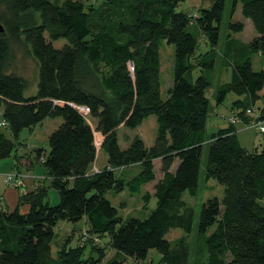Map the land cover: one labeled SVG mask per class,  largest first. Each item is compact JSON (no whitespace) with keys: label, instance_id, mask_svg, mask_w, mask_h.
I'll return each mask as SVG.
<instances>
[{"label":"trees","instance_id":"obj_1","mask_svg":"<svg viewBox=\"0 0 264 264\" xmlns=\"http://www.w3.org/2000/svg\"><path fill=\"white\" fill-rule=\"evenodd\" d=\"M95 1L0 0V128L7 130H0V161L18 159L24 130L32 131L48 118L63 119L49 137V151L37 150L60 202L54 207L47 202L44 179L20 196L15 209H0V264H100L108 249L138 263L156 250L163 264H189L188 246L166 236L173 229L192 234L196 213L183 197L186 192L197 195L205 144L206 179L223 187V197L209 199L201 208L196 237L202 246L194 264H264V133L261 150L254 152L240 144L233 123L208 137L211 103L206 93L213 84L203 74L222 62L230 80L217 86V106L234 94L239 121L264 122V107L258 106L264 104V71L254 70L252 63L255 55L264 59V0L232 1L231 19L241 9L257 36L232 46L231 37L242 33L245 24L229 22L220 59L227 0H212L210 8L197 13L178 10L185 0ZM200 37L210 50L197 56ZM60 40L67 43L56 48ZM163 42L175 48L174 81L165 100ZM17 50L37 64L35 94L27 95L28 81L13 72ZM197 71L202 73L194 78ZM253 110L258 118L248 114ZM151 116L157 120L153 144L126 136L123 149L119 130H136ZM96 133L108 166L94 172ZM16 167L13 172L19 175ZM152 183L157 206L145 219H124L107 198L109 192L139 194ZM151 198L146 192V205ZM23 207H28L25 214ZM84 219L92 236L109 238L107 245L92 249L98 258L85 257L88 244L70 243L53 257L58 223Z\"/></svg>","mask_w":264,"mask_h":264},{"label":"rangeland","instance_id":"obj_2","mask_svg":"<svg viewBox=\"0 0 264 264\" xmlns=\"http://www.w3.org/2000/svg\"><path fill=\"white\" fill-rule=\"evenodd\" d=\"M90 1L96 2L95 0H90ZM232 1L233 0H227L226 10L222 21L220 46L218 48V53L220 54L219 59L222 57L221 53L224 52L226 48V41L228 40V34H229V30H228L229 22H238L243 19V17L240 16V14L238 13L234 15V17L231 19ZM211 4H212V0H185L178 10L183 11L185 13H197L200 8H204V9L210 8ZM190 31L198 34L197 29L195 28L191 27ZM252 31H254V34L257 35L253 27H252ZM251 34H252L251 30L248 29L244 37L243 35H241V37L250 40ZM200 38H201L200 39L201 43H200V48L197 51V56L200 54H204L210 50V46L207 45L206 40L202 37ZM66 43H67L66 40H60L54 43V46L56 48H61ZM160 52H161V64H162L161 94H162V99L165 100L168 97V90L173 86V81H174L173 74H174L175 48L174 46L168 45L166 42H163L160 48ZM252 63L254 70L264 71L263 58L262 60H260V58H258L255 55L253 57ZM13 72L24 77L28 81V84L30 85V89L28 90L27 95L35 94L37 92V85H36L37 64L32 58L26 56L23 50H17V60L14 65ZM201 73L202 72L199 71L195 72L194 78H197V76H199ZM203 74L209 76L213 84V87L210 90H208L206 93V96L211 103V110L209 113L208 123H207V135L208 137H210L214 132H216L220 128L219 126L222 125L227 126L228 122L232 124V121H235L236 124L242 122L238 120V114L236 110L233 109V102H235L237 98L234 94H230L227 97L226 101L220 106H217L215 101L216 88L219 84L225 83L230 80V71L228 72L227 69L222 65V62H219L213 72L207 73V71H205L203 72ZM258 106H260L259 108L261 109L262 107H264V104L260 102ZM80 111L82 112V110ZM82 114H84L87 117L88 113L86 111V112H82ZM254 115H258V112L255 113ZM88 122L95 130L94 120L88 118ZM62 123H63L62 118H56V119L48 118L42 124L38 125L34 130L32 131L24 130V132H22V134L20 135V141H19L22 147H20L17 152V155L20 157V159L21 157H23V161L26 163L24 164L26 168L24 166H21L20 168V171L22 172L21 173L22 178L20 177L21 178L20 180L24 181L23 179L24 176L26 179H27L26 176H31V177L34 176L33 177L34 179H38V177L43 179V181L40 182L43 183L45 179L47 185L46 187L48 188V192H49L47 202L50 204V206L53 207L59 204L60 196L58 191L50 186L49 180L46 179L47 177L46 170L44 166L37 159V150L44 148L46 152L49 151V137L55 130H57L61 126ZM251 123L237 124L235 125V127H237L238 129L245 127V130L240 134V138L243 141L242 143L243 147L247 148L251 152H254L255 150L260 151L261 146L263 144V135H262L263 133H260L255 128H251L250 125ZM248 125H250L249 126L250 128L248 127ZM0 130L2 132L7 133L6 129L0 128ZM156 132H157V120L155 116H151L147 120H145L144 123L136 130H128L125 128H121L119 130L121 145L123 149H125L128 143L124 140L125 137L127 136L128 138L132 139L134 136L138 135L144 140L147 146H151L156 137ZM95 135L96 136L98 135V137L100 136V134L98 133H96ZM96 146L99 152H98L97 163H95V165L93 166L94 172H97V170H99L97 168L98 166H101V164H103L104 162L107 163L108 161L107 154L101 152L100 150L101 144L100 145L97 144L96 141ZM207 154H208V144H205L203 146V151H202L201 172H200V180H199L197 195L191 196L188 192H186L183 197L186 203L195 209V213H196L192 234L187 236L183 230L173 229L166 236V238L171 242L181 241L183 244L188 246L189 264H194L195 261H197V259L199 258V252L201 251L202 244H199V241L196 236H197V224L203 204L209 199H213V198L221 199L223 197V187L220 186L214 180L206 179ZM2 161H0V169L2 171L9 172L14 167L13 165V163L15 162L14 158L5 159ZM176 166L177 163L175 164L174 168ZM140 169L141 168H138L136 173L137 172L139 173ZM155 170L158 180L161 179L162 173H161L160 161L155 162ZM8 172H1L0 174L7 175L6 173ZM9 173L11 174L13 172L10 171ZM120 174L121 172H116L117 176H119ZM26 182L31 183L33 182V179H30ZM40 183L37 182V184ZM7 186H10L11 187L10 189H12L13 187L10 184L9 185L7 184ZM37 186L35 188H37ZM154 186L155 183L144 186L139 194H132L129 191H125L120 195H115L113 192H109L107 194V198L112 202L114 207L118 209L119 215L124 219L127 218L145 219L151 214L153 210L156 209L157 206V200L154 197V192H155ZM28 190L30 189L28 188ZM146 192H149L152 196L150 202L147 205L145 204V200H144V195L146 194ZM27 208L23 207L22 209L27 211ZM0 209H8L4 201L1 199H0ZM54 231L56 237L52 243L53 257H56L59 247L61 245H64L65 243L67 244L70 243L71 246L73 247L75 246L85 247L88 244L85 257L92 255L93 258L97 259L98 258L97 252L95 253L92 251L93 248L95 250L94 246L98 245L99 247H102L103 245H107V243H109L108 237L101 239L92 236L88 232V225L85 219L75 224L60 221ZM85 236L86 239L84 241ZM106 253L107 254L105 259L100 264H163L162 255L158 253L156 250L150 251L146 261L141 263L136 262L132 258L125 257L124 255L121 254L118 255L117 252L112 249H108Z\"/></svg>","mask_w":264,"mask_h":264},{"label":"crops","instance_id":"obj_3","mask_svg":"<svg viewBox=\"0 0 264 264\" xmlns=\"http://www.w3.org/2000/svg\"><path fill=\"white\" fill-rule=\"evenodd\" d=\"M238 14H240V16H242L241 15V9H239L238 10V12H237ZM241 22H243L244 24H245V29H244V31L242 32V33H239V34H235V35H233L231 38H232V43H231V45L232 46H239V45H242V44H248V43H250L257 35H255L254 34V31H252V27H253V25H252V23L250 22V20H247V19H242V20H240ZM252 25V27H251V25ZM251 30V38H250V40H248V39H246V38H243L244 37V35H245V33H246V31L247 30ZM253 29H254V27H253ZM256 32V31H255ZM241 35H243V37H241ZM258 58H260V60H262V57H261V55L260 54H258V55H256ZM262 94H264V91L262 92ZM237 124H243V123H237ZM236 124V122L235 123H233V125H237ZM230 125V123L228 122V125L227 126H225V125H222V126H219L220 128L219 129H226L228 126ZM245 126V125H244ZM247 128V127H246ZM218 129V130H219ZM236 129H237V134H238V139H239V141H240V144L242 145V143H243V141H242V139L240 138V134H241V132H243L244 130H245V127L244 128H241V129H238L237 127H236ZM126 148V147H125ZM245 148V147H244ZM245 149H247V148H245ZM248 150V149H247ZM17 157H18V159L16 160L15 158H14V160H15V162L13 163V165H14V167H16V165H17V169H18V172L20 173L19 175H22L21 173V171H20V168H21V166H24L25 168H26V166L24 165V164H26L24 161H23V157H21V159H20V157L17 155ZM10 158H13V157H10ZM9 159V158H8ZM98 160V159H97ZM97 160H96V163H97ZM7 161V160H6ZM105 161V160H104ZM3 162V161H2ZM108 166V161H107V163L106 162H104L103 164H101V166H98L97 168L99 169V170H97V171H100V170H102V169H104L105 167H107ZM12 168L10 171L11 172H13L14 171V169L15 168ZM9 171V172H10ZM1 172H8V171H2L1 169H0V173ZM8 172V173H9ZM8 173H6L7 175H8ZM10 174V173H9ZM7 175H5V174H0V199L1 200H3L4 201V203H5V205L7 206V208L9 209V210H13V209H15L16 208V206L18 205V202H19V198H20V196L21 195H23V194H25V193H27V192H31V191H33V190H35L36 188V186L37 185H39V184H37V182H41V181H43V179H41V178H39L38 177V179H34L33 177H31V176H26L27 177V179L25 178V176H24V181H23V185H24V187H23V185H22V187H20V188H14V187H12V189H10L11 187L10 186H7V182H6V176ZM30 179H33V182H31V183H27L26 181H28V180H30ZM28 188L30 189V190H28ZM27 208V207H26ZM28 212V208H27V211H25L24 209H22V213L23 214H25V213H27Z\"/></svg>","mask_w":264,"mask_h":264},{"label":"built area","instance_id":"obj_4","mask_svg":"<svg viewBox=\"0 0 264 264\" xmlns=\"http://www.w3.org/2000/svg\"><path fill=\"white\" fill-rule=\"evenodd\" d=\"M248 114H251L255 118L259 117L258 115H254L255 114L254 110L252 112L248 111ZM232 123H235V121H232ZM1 125H5V123H2ZM250 125H251V128H255L260 133H264V122L257 121V119L255 121V119H254V121ZM250 125H248V127ZM20 177H21L20 175H17L15 172H13V173L7 175L6 182L8 185L10 184L11 186L18 188V187L23 185V182L20 180L22 177L21 178ZM85 239H86V236L84 237V241H85Z\"/></svg>","mask_w":264,"mask_h":264},{"label":"bare ground","instance_id":"obj_5","mask_svg":"<svg viewBox=\"0 0 264 264\" xmlns=\"http://www.w3.org/2000/svg\"><path fill=\"white\" fill-rule=\"evenodd\" d=\"M82 110V112H86V110H83V109H80ZM96 141H97V144H101L102 143V140L99 139L98 135L96 136Z\"/></svg>","mask_w":264,"mask_h":264},{"label":"water","instance_id":"obj_6","mask_svg":"<svg viewBox=\"0 0 264 264\" xmlns=\"http://www.w3.org/2000/svg\"><path fill=\"white\" fill-rule=\"evenodd\" d=\"M4 30L2 28V26L0 25V33H2ZM83 110H86L85 108H82ZM99 139H101V136H99Z\"/></svg>","mask_w":264,"mask_h":264}]
</instances>
